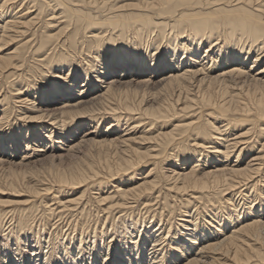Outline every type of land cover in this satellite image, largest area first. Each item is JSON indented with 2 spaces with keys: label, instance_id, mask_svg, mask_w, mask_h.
<instances>
[{
  "label": "bare ground",
  "instance_id": "6f19581e",
  "mask_svg": "<svg viewBox=\"0 0 264 264\" xmlns=\"http://www.w3.org/2000/svg\"><path fill=\"white\" fill-rule=\"evenodd\" d=\"M0 226V264H264V0H0Z\"/></svg>",
  "mask_w": 264,
  "mask_h": 264
},
{
  "label": "rangeland",
  "instance_id": "374dc122",
  "mask_svg": "<svg viewBox=\"0 0 264 264\" xmlns=\"http://www.w3.org/2000/svg\"><path fill=\"white\" fill-rule=\"evenodd\" d=\"M147 124V125H146ZM149 125V123H148V121H146V122H144V123H142L141 125H140V127H146V129L148 130L150 127L148 126ZM90 127V128H89ZM107 128V125H97L96 123H93L92 125H90V126H88L87 128H86V131L89 133L90 132V134H95L96 132H98L99 130H107L106 128ZM122 129V130H121ZM127 129V126H124L123 128H120V130L118 129V130H116V132H118V134H121V135H124V134H127L129 131H127L126 130ZM126 130V131H125ZM120 131V132H119ZM122 131H124V132H122ZM142 131V130H141ZM239 131V132H238ZM243 131H245V129L244 130H241V129H239V130H237V131H234V133H238V134H240V133H242ZM129 134V133H128ZM72 145H75V143H71V142H65L64 144L62 143L61 145H58V149L56 150V152H55V157H56V159H57V164L59 165V164H61V163H59L60 162V159L59 158H64L65 160H64V162L61 164L63 167H68V166H70L69 165V160H66L67 159V155L69 154V150H71V148L73 147ZM60 148V149H59ZM81 151V152H80ZM20 154H22L23 152L21 151V152H19ZM40 154H42L43 153V151L42 152H39ZM39 153H37V154H39ZM75 153H77V154H79V156L80 157H83V155L84 156H87L88 155V153H87V150H86V152H85V149H81V150H77V151H75ZM62 156V157H61ZM244 158L245 159H242L241 161H242V163L244 164V166L249 162V157H247V156H244ZM199 160V158H196V159H194V160H192L188 165H186V166H184V167H182V165H180L179 166V169H182V168H185V169H187V171L189 172V171H191V169L194 167V166H196V164H199V166L197 167V168H199V169H201L202 168V166H205L204 165V161H203V157H200V159H201V161L200 162H197L198 160ZM237 158H232V160H230V162L231 161H234L235 162V160H236ZM248 159V160H247ZM168 166H165V172L167 173V174H171L172 173V166L171 165H169V164H167ZM188 166H190V167H188ZM188 167V168H187ZM169 169V170H168ZM170 172V173H169ZM147 177V173L146 172H144V171H142V172H140L139 173V175H138V177H137V180H142V179H145ZM141 182V181H140ZM45 184H47V182H44ZM109 191H111V189L110 190H108V192ZM93 192V191H92ZM89 192V194H88V196H86V197H84V199H83V203H85V204H87V205H89V208H90V204L92 203L90 200H92V199H94L93 197V193H95V192ZM104 192H107V190H105ZM93 194V195H92ZM78 195H79V193L78 192H76L72 197H78ZM179 197H181V196H179ZM187 196L185 195V197L184 198H186ZM92 198V199H91ZM235 198L237 199L238 198V195L237 194H235ZM47 200V202L50 204V205H53V204H55L57 201H53V198H51V197H49L48 199H46ZM39 201H41V199H39ZM195 202H193L187 209H186V211L188 210V211H190V213H191V211H192V213L193 212H195V210H197L200 206H201V204H194ZM93 204V203H92ZM91 204V205H92ZM154 204H155V202H154ZM38 205H40V203L38 204ZM194 205V206H193ZM83 206V205H82ZM55 207V206H54ZM80 207V206H79ZM193 207V208H192ZM198 207V208H197ZM154 208L155 207H153V210H154ZM45 209V208H44ZM44 209L42 208V210L40 209L39 211H38V218H40V219H44V220H47L48 218L47 217H49L50 216V214H48V212H45L44 211ZM82 209V207L79 209V210H76L75 212H73L72 214H68V213H64L63 214V216H62V214L60 215V216H53V217H55V219L52 221V223H51V225H53V223H57L55 226H57L58 227V230H59V228H62V230L64 231V233L66 232V233H70V234H73L74 235V233H72L73 232V230H74V226H79L78 228H80V225L81 224H83L84 226V228L85 227H87V229H88V233H91V235L89 234L88 236H87V233L86 234H84V235H82L81 233V231L83 230H80L79 231V233L78 232H75L76 234H77V236H75V237H77L78 238V241L80 240V239H83V243H75V245H76V247H88L89 248V246L91 247H93L94 245H92V239H90V237H92V232H93V230H94V228H95V226H96V221H99L100 219L101 220H104V218H98V217H95L94 215H92V214H95L93 211V213H91L90 215H85V214H80L79 213V211ZM139 209H141V212L143 213V216H141V214H140V216H138V214H139ZM185 209H183V211H184ZM58 212V211H57ZM115 212H117V211H115ZM144 212L146 213L145 215H144ZM182 213H184V212H182ZM129 214L131 215L130 217H129V215L127 216L126 215V217H123V216H125L124 215V213H119V212H117V217L119 218V217H123L122 218V220H128L127 222H126V224H124L123 226V228H122V225H121V222H119V224H118V221L116 220L115 221V223H111L109 226H108V228L110 229L109 231H110V233H112L111 235H113L114 237H112V239H115V238H118V234H120V232L121 231H123L124 230V228H126V227H128V226H130L131 225V223H133V221L135 220L134 218L137 216V218L138 219H140V217L141 218H143L144 217V219H147V220H151V218L153 217V213H152V209H150V210H148V211H145V210H143V207H139L138 208V210L136 209L135 211H134V214L136 215L135 217L131 214V211H129ZM121 215V216H120ZM147 216V217H146ZM72 217H74L73 218V220H75L77 223H76V225H71V224H67V222L66 221H68V220H70ZM67 218H69L68 220H67ZM126 218V219H125ZM182 217L181 216H177L174 220H173V224L175 225V221H178V219H181ZM60 219V220H59ZM62 219V220H61ZM144 219H142V220H144ZM56 220V221H55ZM146 220V221H147ZM55 221V222H54ZM64 221V222H63ZM132 221V222H131ZM128 223V224H127ZM129 223H130V225H129ZM134 224H135V222H134ZM176 224H177V222H176ZM6 225V224H5ZM51 225L49 226V227H51ZM90 225V226H89ZM93 225V226H92ZM112 225V226H111ZM119 225H121V226H119ZM143 226L144 225V222H142V224L140 223V224H138V228H140V226ZM65 227V228H64ZM119 227V228H118ZM3 228H6V233H8V231H10V229L8 230L7 228H8V225H6L5 227H3ZM117 230H116V229ZM69 229V230H68ZM81 229V228H80ZM91 229V230H90ZM61 230V229H60ZM85 230V229H84ZM83 230V231H84ZM114 232V233H113ZM5 233V232H4ZM4 233L2 232V229H1V226H0V252L3 254V252L5 251V247H4V244L6 243V244H11L12 242H10V241H8V240H6V237L7 236H4ZM118 233V234H117ZM2 234V235H1ZM81 235V238H80V235ZM115 234V235H114ZM2 236V237H1ZM31 237V236H30ZM84 237V238H83ZM89 239H88V238ZM80 238V239H79ZM86 238V239H85ZM33 239V240H32ZM109 239H111V238H109ZM90 240V241H89ZM100 241V240H99ZM3 242V243H2ZM33 242V243H32ZM62 242V241H61ZM88 242H90V244H89V246H88ZM35 243V244H34ZM3 244V245H2ZM36 245V242H35V239L33 238V236L30 238V240H29V245ZM85 244V245H84ZM87 244V245H86ZM12 245H14V244H12ZM30 245V246H31ZM80 245V246H79ZM84 245V246H83ZM10 247V250H11V245L10 246H8L7 248H9ZM94 248V247H93ZM38 249V250H37ZM42 249V250H41ZM27 250H29L28 248H27ZM36 250H37V253L38 254H40V259L41 260H44L45 258H44V256H45V254H46V251L48 250V249H46V250H44V247L43 248H36ZM87 251L86 252H88V249H86ZM40 251V252H39ZM165 251L166 250H164V253H165ZM11 253V255H13V253H12V250L10 251ZM92 253H93V251H92ZM41 257H43V258H41Z\"/></svg>",
  "mask_w": 264,
  "mask_h": 264
}]
</instances>
